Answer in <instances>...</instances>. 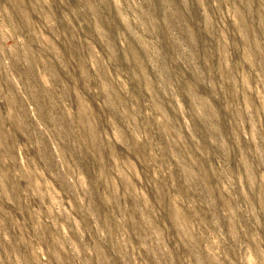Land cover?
<instances>
[{"label": "rangeland", "instance_id": "obj_1", "mask_svg": "<svg viewBox=\"0 0 264 264\" xmlns=\"http://www.w3.org/2000/svg\"><path fill=\"white\" fill-rule=\"evenodd\" d=\"M0 264H264V0H0Z\"/></svg>", "mask_w": 264, "mask_h": 264}]
</instances>
